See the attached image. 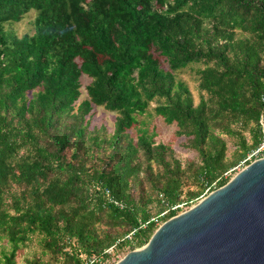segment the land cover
<instances>
[{
	"label": "trees",
	"instance_id": "trees-1",
	"mask_svg": "<svg viewBox=\"0 0 264 264\" xmlns=\"http://www.w3.org/2000/svg\"><path fill=\"white\" fill-rule=\"evenodd\" d=\"M32 10L33 33L4 28ZM194 66L197 104L178 78ZM152 104L194 159L157 143L140 120ZM94 107L116 113L113 132L90 129ZM263 112L264 0H0V264L32 238L27 264L141 248L230 181Z\"/></svg>",
	"mask_w": 264,
	"mask_h": 264
},
{
	"label": "water",
	"instance_id": "water-1",
	"mask_svg": "<svg viewBox=\"0 0 264 264\" xmlns=\"http://www.w3.org/2000/svg\"><path fill=\"white\" fill-rule=\"evenodd\" d=\"M115 264H264V157Z\"/></svg>",
	"mask_w": 264,
	"mask_h": 264
},
{
	"label": "rangeland",
	"instance_id": "rangeland-1",
	"mask_svg": "<svg viewBox=\"0 0 264 264\" xmlns=\"http://www.w3.org/2000/svg\"><path fill=\"white\" fill-rule=\"evenodd\" d=\"M37 15L36 10H32L29 14L25 15L23 20L18 23L7 22L4 23V28L6 30H10L18 36H23L24 34H30L34 32V20ZM166 68V64L163 65ZM196 67L188 68L178 74V78L185 82L189 89L191 90L194 101L197 104L201 97V92L199 89V82L197 78V74L195 72ZM82 96L80 98V102L88 98L86 86L91 82V79L87 76H83L82 79ZM155 104L151 105L150 115L141 117L140 120L145 119L152 130H154L157 134L156 141L157 143H166L170 144L177 155L178 158L185 159H194L197 155L193 151H189L182 147L184 142V138H180L176 135L177 127L176 125H167L161 117H157L154 114L153 107ZM117 115L116 113L109 112L102 107H94L91 116L89 117L90 121V129L100 128L102 126L106 127L109 132L114 131V126L116 122ZM246 165L242 164L238 166V168L231 174V177L235 175L238 171L244 168ZM189 208L187 206L182 207V212L187 211ZM162 224V223H161ZM160 224V225H161ZM9 249V246H6ZM138 249V248H137ZM41 247L38 243L37 238H32L27 247L20 250L17 254V264H27L28 260H32L36 256L41 255ZM124 257L123 254L118 255L113 258L110 262L105 264H114L116 261H119ZM117 263V262H116Z\"/></svg>",
	"mask_w": 264,
	"mask_h": 264
},
{
	"label": "built area",
	"instance_id": "built-area-1",
	"mask_svg": "<svg viewBox=\"0 0 264 264\" xmlns=\"http://www.w3.org/2000/svg\"><path fill=\"white\" fill-rule=\"evenodd\" d=\"M259 126H260V131H261V142H260L259 146L256 149L252 150L248 154L247 158L243 161L242 164H246L248 162L251 163V162H253L255 160H258V159L264 157V112L260 116ZM228 175L229 174H226V176H228ZM116 204L119 205L120 207L122 206V204H119L118 202H116ZM128 237L130 238V236H128Z\"/></svg>",
	"mask_w": 264,
	"mask_h": 264
}]
</instances>
